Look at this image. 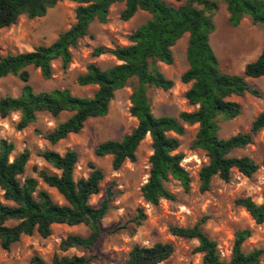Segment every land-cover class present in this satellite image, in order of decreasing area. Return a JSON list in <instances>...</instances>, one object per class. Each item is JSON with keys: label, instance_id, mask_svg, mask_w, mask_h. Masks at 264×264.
<instances>
[{"label": "trees", "instance_id": "trees-1", "mask_svg": "<svg viewBox=\"0 0 264 264\" xmlns=\"http://www.w3.org/2000/svg\"><path fill=\"white\" fill-rule=\"evenodd\" d=\"M64 0H0V29L9 27L23 15L29 18L43 17ZM78 3L74 24L61 32L50 44H41L31 51L8 53L0 56V78L8 75L18 76L24 85L19 96L0 97V116L8 117L20 112L18 129L26 128L37 120L38 113L48 112L54 117L63 112L70 116L45 137L55 144L69 134L79 133L90 118L108 114L116 91L126 87L133 79L131 95V114L138 119V125L120 139L99 143L95 149L98 156L111 155L115 170L126 160L135 161L142 141L150 134L153 153L150 156V172L147 182L142 186L146 202L157 205L162 199L172 200L174 195L166 187L172 177L190 188V173L182 165L184 154L179 152L180 140L177 135L186 132V125L198 124L199 128L193 147L205 151L209 161L203 165L199 176L201 189L208 190L214 177L230 181L233 169L247 177L254 175L260 165L248 155L233 156L231 153L251 144L258 132L264 129V111L253 120L248 132H239L224 138L220 136L221 123L237 117L242 106L232 100L233 96L246 93L260 96V91L250 85L248 78L264 77V49L261 54L245 66L243 74L224 72L211 42L210 34L215 30L213 17L217 3L213 0H175L173 5L167 0H70ZM230 13V23L238 26L245 17L253 23L264 25V0H223ZM115 3H124L121 12L123 20L131 19L138 11L151 14V18L141 24L130 36V44L106 49L96 48L95 55L112 53L119 61L103 69L93 62L87 71L78 76L81 86L97 85L93 96H77L69 89L55 88L45 92H35L30 81L29 66L40 69L44 78L53 74V62L62 60L67 66L72 59V48L89 35V28L95 21L106 23L110 8ZM189 33L187 57L190 67L182 74L184 83H191L186 98L197 109L182 111L178 116H157L152 110L149 89L152 87L169 90L174 81L165 76L158 63L173 64L172 48L178 40ZM15 144L0 135V247L9 251L13 244L24 235L38 233L42 237L52 234L54 224H85L90 234H70L61 241V249L79 248L83 255H55L51 264H108L94 248L105 232L102 220L113 207L112 203L121 192L112 181L105 188L97 204L91 198L102 191L105 173L90 163L92 171L86 177L75 178V168L79 161L76 150L61 154L47 149L40 156L57 172L34 166L37 177L26 175L31 153L28 149L13 155ZM41 181L55 188L66 200L56 202L51 194L41 187ZM237 204L243 206L256 223H264L263 202L256 203L251 197H240ZM147 215L139 209L133 222L141 226ZM11 222V223H10ZM204 220L193 226L173 225V235L197 239L196 252L203 255L204 264H259L264 249L256 248L250 252L243 249L244 242L252 235L248 228L235 233L232 256L223 259L216 240L203 228ZM175 247L172 242H156L152 245L135 244L127 259L121 264H160L171 257ZM31 264H48L41 256L34 255Z\"/></svg>", "mask_w": 264, "mask_h": 264}, {"label": "rangeland", "instance_id": "rangeland-1", "mask_svg": "<svg viewBox=\"0 0 264 264\" xmlns=\"http://www.w3.org/2000/svg\"><path fill=\"white\" fill-rule=\"evenodd\" d=\"M167 1L173 5L181 4L175 0ZM213 1L217 3V8L213 17L215 30L210 34V42L219 58L220 68L227 73L243 74L245 66L254 61L264 49V25L255 24L249 17H245L238 26H234L229 21L227 4L223 0ZM77 6L76 2L64 0L43 17L29 18L23 15L17 23L0 29V56L10 52L31 51L38 45L50 44L61 32L74 24ZM124 7V3H115L110 8L106 23L93 22L89 35L82 38L77 47L71 49L72 59L69 64L64 66L62 60L53 62V74L50 78H44L40 69L29 66L28 84L34 91L45 92L61 88L69 89L77 96H93L98 86H81L77 82L78 76L85 73L88 65L93 62L103 69L121 63L110 52L96 56V48L103 46L111 50L117 46L129 45V36L151 18L150 13L140 10L131 19L123 20L121 12ZM189 37L190 34L185 33L172 48L173 64L158 63L165 76L174 81V86L169 90L155 87L149 89L152 110L157 116H178L182 111L191 112L197 109V106L191 105L186 98V92L191 88L192 82L184 83L181 80L182 74L190 67L187 57ZM248 81L260 91V96L246 93L244 96L231 98L241 104L242 111L237 117L221 123V137L227 138L239 132H248L253 120L264 111V77L248 78ZM25 84L15 75L0 78V97L19 96ZM135 84L136 80L133 79L126 87L116 91L107 115L90 118L79 133L69 134L55 144L45 137V133L65 121L70 116L68 112H63L57 117L48 112H40L37 120L24 129L17 127L21 118L20 112H14L6 118L0 116V135L15 144L13 155L25 149L30 151L25 176L37 177L33 170L35 165L59 173L40 156V153L47 149L61 154L70 149L79 153L75 168L76 179L88 176L92 171L90 163H94L105 173L101 193L91 198L94 205L104 194L106 186L112 181L116 182L115 188L121 193L116 196L113 207L102 220V227L107 232L94 248L108 264L123 263L135 244L152 245L156 242H172L175 247L171 257L160 264H204L203 255L196 252L199 245L197 239L177 237L170 231L173 225L193 226L202 219L205 232L216 240L223 259L231 258L235 233L241 229L248 228L252 231V235L243 244L246 252L256 248L264 249V223H256L251 214L237 204L240 197H251L259 204L263 202L264 129L256 134L251 144L231 153L233 156L248 155L259 163L260 167L254 175L247 177L233 169L230 181L214 177L211 187L202 190L199 173L209 158L205 151L193 147L199 125H186L185 134L177 137L180 140L178 151L184 154L182 165L191 176L190 188L186 189L179 180L171 177L165 184L174 199H162L157 205L146 202L141 190L149 178L151 167L149 159L153 148L150 135L140 144L136 160H126L118 170L112 166L111 155L98 156L95 153L99 143L120 139L138 125V119L130 111V98ZM41 187L46 189L56 202L66 203L55 188L42 181ZM2 194L0 190V200L3 201ZM139 209L147 215L141 226L133 222ZM70 234L87 236L90 229L85 224H54L49 237H42L38 233L24 235L9 251L0 247V264H31L34 255L41 256L51 264L56 254H85V251L79 248L66 251L61 249V241ZM259 264H264V254Z\"/></svg>", "mask_w": 264, "mask_h": 264}, {"label": "bare ground", "instance_id": "bare-ground-1", "mask_svg": "<svg viewBox=\"0 0 264 264\" xmlns=\"http://www.w3.org/2000/svg\"><path fill=\"white\" fill-rule=\"evenodd\" d=\"M150 134H148V136H149Z\"/></svg>", "mask_w": 264, "mask_h": 264}]
</instances>
